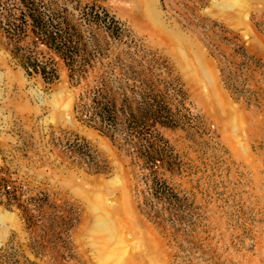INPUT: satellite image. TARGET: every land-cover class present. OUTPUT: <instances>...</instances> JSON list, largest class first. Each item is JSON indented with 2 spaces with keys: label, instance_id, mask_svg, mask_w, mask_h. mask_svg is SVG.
<instances>
[{
  "label": "rangeland",
  "instance_id": "374dc122",
  "mask_svg": "<svg viewBox=\"0 0 264 264\" xmlns=\"http://www.w3.org/2000/svg\"><path fill=\"white\" fill-rule=\"evenodd\" d=\"M3 103L0 264H264V0H0Z\"/></svg>",
  "mask_w": 264,
  "mask_h": 264
},
{
  "label": "trees",
  "instance_id": "16d2710c",
  "mask_svg": "<svg viewBox=\"0 0 264 264\" xmlns=\"http://www.w3.org/2000/svg\"><path fill=\"white\" fill-rule=\"evenodd\" d=\"M34 70L38 71V67L34 65ZM96 97V96H95ZM94 100V99H93ZM94 104V116L98 118L99 122L105 127H117L118 124V115L113 106L109 103L102 102L101 99L98 97L97 101H93ZM163 149H159L155 146V142L148 145L147 149L143 151L140 155V159L142 160L143 167L148 171L156 172L157 168L160 167L164 160L162 159ZM149 180L146 178V184H148ZM151 184L149 186V197L155 202H162L163 200L167 199L169 202H173V198L176 199V193L170 189L165 181L158 179H151Z\"/></svg>",
  "mask_w": 264,
  "mask_h": 264
},
{
  "label": "crops",
  "instance_id": "0c3cea01",
  "mask_svg": "<svg viewBox=\"0 0 264 264\" xmlns=\"http://www.w3.org/2000/svg\"><path fill=\"white\" fill-rule=\"evenodd\" d=\"M5 89L7 88L6 86H3ZM4 90V89H3ZM7 99V102H8V97L6 98ZM9 105H7V103H3V105L0 107V113L2 112H7V110H9ZM23 114V113H22ZM7 116V115H5Z\"/></svg>",
  "mask_w": 264,
  "mask_h": 264
},
{
  "label": "bare ground",
  "instance_id": "6f19581e",
  "mask_svg": "<svg viewBox=\"0 0 264 264\" xmlns=\"http://www.w3.org/2000/svg\"><path fill=\"white\" fill-rule=\"evenodd\" d=\"M1 220V219H0Z\"/></svg>",
  "mask_w": 264,
  "mask_h": 264
}]
</instances>
